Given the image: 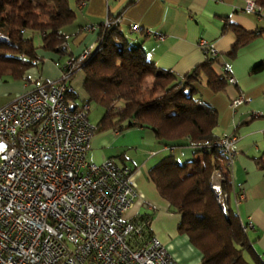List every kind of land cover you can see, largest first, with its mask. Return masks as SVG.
<instances>
[{
    "label": "crops",
    "instance_id": "1",
    "mask_svg": "<svg viewBox=\"0 0 264 264\" xmlns=\"http://www.w3.org/2000/svg\"><path fill=\"white\" fill-rule=\"evenodd\" d=\"M245 6V0L75 1L74 20L61 28V33L68 38L67 53L44 50L40 47L41 35L38 34L40 42L37 43L35 34V44L40 47L37 55L43 60L31 66L23 79L0 77V106L24 92L57 80L69 57L93 51L108 15L120 16L131 46H141L149 61L179 77L205 61L207 54L199 42L207 41L219 54L216 70L223 72L229 67L237 82H228L220 92H213L206 82L195 83V96L217 111L219 122L215 133L219 138L234 137L232 189L227 193V205L242 223L252 221L254 226L247 234L264 262V167L261 161V158L264 160V66L255 69L264 60V20L246 11ZM134 24L140 25L143 31H133ZM232 24L258 34L231 55L237 41ZM90 25L95 27L88 29ZM3 78L9 85L4 84ZM82 80L83 74L78 75L73 89L80 90ZM147 80L153 83V75L149 74ZM243 94L249 96L250 101L232 108L231 101ZM78 103L80 105L81 100ZM176 144L174 148L163 144L150 128L132 127L123 131L110 128L95 133L86 159L99 163L114 158L119 165L129 168L138 195L126 214L127 219L149 220L151 231L179 263L202 264V251L178 229L181 215L173 210L150 178V169L169 154H174L179 162L194 158L195 148L188 141Z\"/></svg>",
    "mask_w": 264,
    "mask_h": 264
},
{
    "label": "built area",
    "instance_id": "2",
    "mask_svg": "<svg viewBox=\"0 0 264 264\" xmlns=\"http://www.w3.org/2000/svg\"><path fill=\"white\" fill-rule=\"evenodd\" d=\"M245 2L246 11L264 18L261 5ZM114 21L121 18L108 15L104 25ZM131 29L143 31L138 24ZM199 45L218 57L207 41ZM90 52L69 57L57 80L0 106V264H181L151 231L149 220L127 219L138 195L132 171L114 158L86 159L97 132L89 120L90 104L73 108L65 95L73 90L67 79ZM223 73L230 84L237 82L229 67ZM249 101L239 95L231 107ZM233 143L234 137L215 143L227 157L231 177ZM222 179L216 171L212 186L221 203ZM223 205L228 208L227 201ZM242 225L246 231L254 226Z\"/></svg>",
    "mask_w": 264,
    "mask_h": 264
},
{
    "label": "trees",
    "instance_id": "3",
    "mask_svg": "<svg viewBox=\"0 0 264 264\" xmlns=\"http://www.w3.org/2000/svg\"><path fill=\"white\" fill-rule=\"evenodd\" d=\"M45 1L49 8L37 12L23 10L15 0H0V77L23 79L34 65L33 60L39 58L40 47L67 53L68 38L61 28L74 20L75 10L69 0ZM255 2L264 8V0ZM231 28L237 36L231 55L258 34L233 24ZM35 34L41 35L40 47L35 44ZM129 42L121 21L109 25L103 22L96 48L67 79L73 86L76 77L83 74V93L76 87L68 90L66 101L73 108L78 107L79 100L101 105L104 112L97 132L144 127L173 148L180 141H188L195 148L192 160L179 162L174 154H169L150 169V178L160 194L181 215L179 231L202 251V264H264L238 215L225 209L212 186L215 171L222 174V188L227 193L232 189V180L227 157L215 145L219 140L215 133L219 115L195 96L194 84L206 82L213 92L228 85V75L216 70L218 58L207 55L203 63L179 77L157 67L147 59L141 46H131ZM263 66L264 60L255 69ZM149 74L162 93L145 86ZM261 161L264 167L263 158Z\"/></svg>",
    "mask_w": 264,
    "mask_h": 264
},
{
    "label": "rangeland",
    "instance_id": "4",
    "mask_svg": "<svg viewBox=\"0 0 264 264\" xmlns=\"http://www.w3.org/2000/svg\"><path fill=\"white\" fill-rule=\"evenodd\" d=\"M69 1H70L71 6H74L75 0H69ZM15 2H17L23 10H31V11H37L38 12L43 7L49 8V6L46 4L45 0H15ZM36 41H37V43L40 42V35H38V34H36ZM32 67H30V68H32ZM6 79L9 80L10 78L6 77ZM6 79L3 78L4 84L5 85H9V82H5ZM144 84H145L146 87L153 88L156 93H162V90H161L160 87L155 86L152 82L151 83L148 82L147 76L145 77ZM77 86H78V89H79L80 88V84L78 83ZM79 91H80V93H83L82 85H81V89ZM103 112H104V108L101 105H99V104H97L95 102H92L90 104L89 119L91 120L92 123L97 125L99 123V120H100ZM215 172L213 173V176L215 175ZM220 195L223 198V200H222L223 203H225L227 201V199L225 198L226 195H227V192H225L223 190V188H221ZM225 209H227V208L225 207Z\"/></svg>",
    "mask_w": 264,
    "mask_h": 264
}]
</instances>
